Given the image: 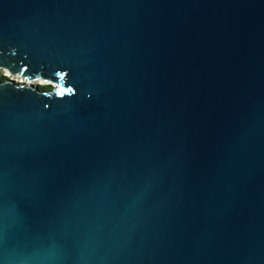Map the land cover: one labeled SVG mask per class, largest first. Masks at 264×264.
Wrapping results in <instances>:
<instances>
[{
  "label": "water",
  "instance_id": "water-1",
  "mask_svg": "<svg viewBox=\"0 0 264 264\" xmlns=\"http://www.w3.org/2000/svg\"><path fill=\"white\" fill-rule=\"evenodd\" d=\"M0 264H264V0H0Z\"/></svg>",
  "mask_w": 264,
  "mask_h": 264
},
{
  "label": "rangeland",
  "instance_id": "rangeland-1",
  "mask_svg": "<svg viewBox=\"0 0 264 264\" xmlns=\"http://www.w3.org/2000/svg\"><path fill=\"white\" fill-rule=\"evenodd\" d=\"M0 77H6V78H9V79L15 80L17 82L21 81V78L20 77L13 76V75H11V74H9L7 72L1 71V70H0ZM24 82H27V80L26 81L24 80ZM31 84H33V85H36L37 84V85H40L42 87L49 85V84H38V83H36V81H32Z\"/></svg>",
  "mask_w": 264,
  "mask_h": 264
},
{
  "label": "bare ground",
  "instance_id": "bare-ground-1",
  "mask_svg": "<svg viewBox=\"0 0 264 264\" xmlns=\"http://www.w3.org/2000/svg\"><path fill=\"white\" fill-rule=\"evenodd\" d=\"M7 75V74H6ZM8 76V75H7ZM26 81V80H25ZM19 82H24V80L23 79H21V81H19ZM24 83H31V82H24ZM36 83H38V84H48V83H45V82H43V81H40V80H36ZM49 85H52V84H49ZM53 86V85H52Z\"/></svg>",
  "mask_w": 264,
  "mask_h": 264
},
{
  "label": "trees",
  "instance_id": "trees-1",
  "mask_svg": "<svg viewBox=\"0 0 264 264\" xmlns=\"http://www.w3.org/2000/svg\"><path fill=\"white\" fill-rule=\"evenodd\" d=\"M3 77H0V79H2ZM43 89H50L49 86H44Z\"/></svg>",
  "mask_w": 264,
  "mask_h": 264
}]
</instances>
